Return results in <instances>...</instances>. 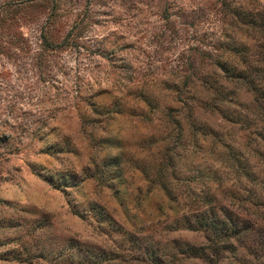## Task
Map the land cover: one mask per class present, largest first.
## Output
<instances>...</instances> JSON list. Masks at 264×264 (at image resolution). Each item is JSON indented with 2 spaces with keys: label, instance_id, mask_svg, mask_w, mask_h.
Segmentation results:
<instances>
[{
  "label": "rangeland",
  "instance_id": "obj_1",
  "mask_svg": "<svg viewBox=\"0 0 264 264\" xmlns=\"http://www.w3.org/2000/svg\"><path fill=\"white\" fill-rule=\"evenodd\" d=\"M240 43L251 60L256 33L220 0H0V135L15 147L1 166L0 264H150L140 247L156 244L167 260L171 239L205 241L166 226L192 201L235 204L226 189L253 201L228 156L253 174L264 119L212 61V46ZM203 77L232 92L239 120L208 106ZM233 244L217 264L258 262L250 237Z\"/></svg>",
  "mask_w": 264,
  "mask_h": 264
},
{
  "label": "trees",
  "instance_id": "obj_2",
  "mask_svg": "<svg viewBox=\"0 0 264 264\" xmlns=\"http://www.w3.org/2000/svg\"><path fill=\"white\" fill-rule=\"evenodd\" d=\"M241 3V0H220V4L224 5V8L230 12L231 16L239 24H243L246 27L249 26L252 32L256 33L257 43L251 52L252 59L249 60L247 57L249 55L247 53L248 47L240 43L224 47L221 52L218 51V46H212L211 48L217 51L212 61L222 72L224 79L234 81V83L240 84L247 91L251 92L252 114L259 120L264 119V8L259 6L250 9ZM226 46L228 45L226 44ZM223 51H227V55H223ZM203 82L212 93L207 103L208 106L218 110L225 119L231 122L239 120V114L234 109H228V107L232 106L231 102L235 100L231 94L232 92L215 79L207 81L203 77ZM87 104L93 106V103L90 101ZM220 105H225V107L216 108V106ZM236 105L240 106V103ZM89 108H91L89 109L90 111L94 110V107ZM241 110L246 113L248 107H241ZM243 116L240 124L249 129L253 121L247 123V120L244 121ZM80 118L82 126L88 123V121H93L84 115L80 116ZM251 132L259 140L264 141V128L254 129V131L252 129ZM39 133L41 134V132ZM0 146L6 148V151H0V180H3V176L1 175L2 163L6 161L7 155L15 150V147L12 142H9V138L3 137V135H0ZM11 146H13V149L10 148ZM47 147L51 148L50 152H58L56 149L58 145L56 144H50ZM251 153L255 157V163L253 164V168H251L253 170V174L251 173L254 176L253 179H251L250 173L249 175L246 173L247 159L244 157L240 158L234 151H230L228 159H230L231 163L227 166L238 172L237 175L240 178L246 179L247 183H251L254 193L253 201H246L244 205V200L238 199L239 195L228 189L225 190V193L230 194L229 200L233 199L235 201V204L228 202L229 204L227 205L231 206H227L225 203L213 204L209 202L207 198L209 196L208 192L202 197L201 203L192 201L191 205L187 207V211L182 212L178 217L169 221L166 226L171 229L201 230L204 232L205 241L201 245H193L171 239L169 244L174 254L199 258L204 264H217L224 252H233L234 241H241L250 237L252 241V254L256 255L258 260L256 264H264V151L260 150L257 145H254L251 147ZM160 169L161 167L158 169L159 177L161 176ZM88 176L93 177V174ZM165 176L169 177L168 174H164L162 179L159 178L158 186L166 194H173L171 191L165 190V186H163L162 182ZM95 207L98 208V205H94L92 208ZM99 210L100 208H98ZM98 216L101 220L103 217H107L106 213L102 211L98 212ZM157 245L140 247L143 252V259L141 261H146L150 264H171V258L175 257L174 254L168 255L169 259L165 260L163 254L157 253L159 250ZM260 257L263 259L259 260Z\"/></svg>",
  "mask_w": 264,
  "mask_h": 264
}]
</instances>
